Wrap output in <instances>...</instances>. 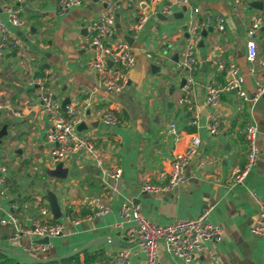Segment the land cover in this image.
I'll return each mask as SVG.
<instances>
[{
	"label": "crops",
	"instance_id": "0c3cea01",
	"mask_svg": "<svg viewBox=\"0 0 264 264\" xmlns=\"http://www.w3.org/2000/svg\"><path fill=\"white\" fill-rule=\"evenodd\" d=\"M7 1L27 22L15 29L0 11L8 30L17 33L26 63L16 51L0 57V101L5 104L0 127L6 123L8 131L0 145L10 136L16 143L6 153L0 147V165L12 162L10 168L7 166V195H0V218L13 213L23 226H30L38 215L40 201L49 205L50 192L60 206L59 219L69 208L77 215L81 210L90 211L78 215L82 217L79 223L67 224L73 228L70 235L50 236L48 249L37 256L63 255L105 235L110 242L90 246L77 254V261L71 264H107L122 248L128 250L130 264H146L140 242L129 241L124 235L127 224L120 216V206L130 201L139 203L144 216L159 224L209 211L208 219L220 226L222 237L208 241L191 264H264V234L257 236L251 232L258 214L253 193L264 200V95L253 101L225 91L217 107L205 103L206 84L222 86L229 78L218 63H236L243 75L244 90L248 95L254 93L255 81L246 59V31L251 16L264 10V0H190L188 6L175 5L170 14L161 13L160 5H152L148 0H133L131 8L117 12L119 27L115 24L114 33L107 38L108 44L128 39L136 52L137 61L119 92L100 87L96 70L89 66L93 56L90 25L104 9L101 0H83L81 6L65 11L59 9L58 0ZM252 1H261V8L252 6ZM192 7H199L200 12L192 13ZM140 9L148 13V20L138 33H132L129 27ZM205 12L223 17L224 31L212 25L199 26ZM255 40L254 66L261 77L264 27L257 31ZM187 41L195 45L198 59L189 90L181 85L186 74L175 68ZM147 53L153 54V58ZM46 81V87L60 103L66 97H81L92 103L85 110L87 127L83 131L96 140L106 166L121 168L116 181L104 176L83 151L71 154L62 164L67 169L66 177L51 175L57 163L49 154L51 145L45 136L50 126L40 103L41 84ZM107 111L115 113L118 123L104 124L100 120V115ZM213 111L221 120L218 135L207 130ZM249 121L257 126L260 153L244 183H235L234 174L245 161L243 131ZM172 123L176 125V134L169 131ZM194 137L200 139V144L185 166L183 182L168 193L144 191L141 185L146 179L165 182L173 156L191 146ZM19 154H24L23 161L16 157ZM27 167L32 173L26 172ZM161 172L165 176L161 177ZM109 186L116 190L111 198L105 194ZM98 204L107 205L109 212L97 215ZM13 230L11 224H0V245L23 250L32 241L41 243L42 238L32 235L10 241ZM159 253L160 264H177L162 246ZM18 260L28 259L19 255Z\"/></svg>",
	"mask_w": 264,
	"mask_h": 264
},
{
	"label": "built area",
	"instance_id": "2783aa9c",
	"mask_svg": "<svg viewBox=\"0 0 264 264\" xmlns=\"http://www.w3.org/2000/svg\"><path fill=\"white\" fill-rule=\"evenodd\" d=\"M152 5H160V12L170 14L175 5L188 6L190 0H148ZM104 5L103 11L94 19L90 25L91 37L89 46L93 49V56L89 61V66L94 68L98 74L100 87L107 91L119 92L128 82V71L134 66L135 55L131 45L126 41L107 43V38L112 36L115 29V15L118 9H129L133 0H101ZM83 0H58L61 11L73 7H79ZM0 11L6 15L7 22L15 29L26 26L27 22L19 15L16 9L7 0H0ZM199 7H192V13H199ZM148 20V13L140 9L136 21L129 27L132 33H138ZM212 25L218 31H224V18L205 12L200 20L199 26ZM264 27V10L254 13L251 16L250 24L246 31V59L248 69L255 81V91L248 95L243 88V75L238 65L234 62L218 63V66L229 74V78L222 86L209 82L205 86V103L210 107H217L221 95L225 91H234L243 99L257 100L264 95V76H257L254 62L257 55V43L255 35L257 31ZM22 44L15 31H9L6 22L0 17V57L8 51H16L21 61L26 63L22 50ZM153 58V54L147 53ZM111 61L109 65L107 62ZM198 59L195 54V45L187 41L175 61V68L185 76V87L189 90L193 83L192 71L197 68ZM42 94L40 103L42 110L46 113L50 127L46 132V141L51 145L49 154L56 163L64 164L67 158L76 152H86L95 163L101 168L102 174L115 181L121 176V168H109L98 150L96 140L89 133H84V129L77 127L84 122L85 110L91 106L90 101H85L81 97L71 99L66 105L65 111L61 109V103L56 100L44 83L41 84ZM191 108V107H190ZM5 109V105L0 101V112ZM100 120L104 124H116L118 118L112 111H107L100 115ZM194 123V121H193ZM207 130L211 135L221 133V120L217 112L210 113ZM170 133L176 134V125L172 123L169 128ZM257 126L254 122H247L244 127L245 141V161L234 174L235 183H244L249 172L254 167L260 153L257 143ZM200 139L194 137L192 144L184 151L176 153L171 162L170 168L163 183H155L150 179L142 182V189L149 193H168L184 180V169L192 157L197 153ZM160 176H165L163 172ZM7 182V167L0 165V195L4 194L5 183ZM115 187L109 186L106 189V196L113 197ZM258 203V214L251 232L254 235L264 234V200L253 193ZM96 203V201L94 200ZM96 214L102 215L109 212L107 205L98 204ZM209 211L204 210L199 215L187 218H175L165 224H159L144 216L139 203L130 201L122 202L120 206V216L126 227L124 235L129 241L137 240L145 254L146 264H160L158 251L159 246L171 255L177 264H191L194 257L205 249L208 241H219L222 237V229L218 224L212 223L208 219ZM52 213L47 201H40L38 204V215L33 219L30 226H23L18 217L11 213L6 218H0L1 225L11 224L14 227L9 237L10 241H18L24 235H32L36 238L45 236L70 235L73 228L68 226L79 223L81 216L63 215L62 219L56 222L51 221ZM121 226V224H118ZM48 249V244L32 241L25 245L23 251L38 255ZM107 264H130L129 252L127 249H120L114 256L107 260Z\"/></svg>",
	"mask_w": 264,
	"mask_h": 264
},
{
	"label": "water",
	"instance_id": "95a60500",
	"mask_svg": "<svg viewBox=\"0 0 264 264\" xmlns=\"http://www.w3.org/2000/svg\"><path fill=\"white\" fill-rule=\"evenodd\" d=\"M252 6L254 7H257V8H261L262 6V2L261 1H252L250 3ZM119 12H122L123 11V8L120 7L118 9ZM157 16H161L159 13L157 14ZM180 16V15H179ZM163 18H165L163 16ZM115 22H116V27H119V23H118V15H115ZM184 28H186V26H184ZM189 36L188 33L185 34V37L187 38ZM126 42L130 45V43L128 42V39H126ZM199 46H202V42L199 43ZM177 55H175V60H176V57ZM109 65L112 64L111 61H108L107 62ZM185 78H183L181 80V85L185 84ZM71 100L70 97H66L65 99H63V101L61 102V109L65 111L66 107L65 105ZM47 126H50V123L48 122L47 123ZM87 125L82 122L78 125V129L81 130L83 128H86ZM8 131H7V124L4 123L1 125L0 127V143L2 142V139L7 135ZM42 148V146L40 147ZM51 175L54 176V177H58V178H64L66 177L67 175V169L65 167H62V163H57L55 168L51 171ZM48 202H49V207H50V210H51V213H52V218L53 219H59L62 215L61 213V210H60V206L58 204V201L56 199V196L54 193L50 192L48 193ZM110 242V240L108 239L107 236H99V237H96L94 239H92L91 241L85 243L84 245L80 246L79 248L71 251V252H68L66 254H63V255H59V256H55V257H50V258H42V257H39L37 255H34V254H31V253H28L26 251H23V250H20V249H17V248H14V247H9V246H3V245H0V250L1 251H4V252H8V253H13V254H17V255H20L22 257H25L26 259L30 260V261H34V262H38V263H48V262H54V261H60V260H64L66 258H70V257H73L77 254H79L80 252L86 250L87 248H89L90 246L96 244V243H99V242ZM41 243H48L49 242V237L48 236H45L41 239L40 241Z\"/></svg>",
	"mask_w": 264,
	"mask_h": 264
},
{
	"label": "trees",
	"instance_id": "16d2710c",
	"mask_svg": "<svg viewBox=\"0 0 264 264\" xmlns=\"http://www.w3.org/2000/svg\"><path fill=\"white\" fill-rule=\"evenodd\" d=\"M44 85L48 86L49 83L46 81L44 83ZM14 200H15V198H14ZM14 200H11V201H14ZM88 213H90V211L88 209H85V210H81L78 215L84 216ZM65 214L71 215V216H78L77 214L73 213L72 208L67 209ZM51 221L56 222V221H58V219H51ZM18 257H19V255H17V254L8 253V252H4V251L0 250V264H71L72 262H75L78 259V255H75L73 257L66 258V259L60 260V261H54V262H48V263H38V262L30 261V260L22 262V261L18 260ZM89 260H90V258H86V261H89Z\"/></svg>",
	"mask_w": 264,
	"mask_h": 264
},
{
	"label": "rangeland",
	"instance_id": "374dc122",
	"mask_svg": "<svg viewBox=\"0 0 264 264\" xmlns=\"http://www.w3.org/2000/svg\"><path fill=\"white\" fill-rule=\"evenodd\" d=\"M117 31H120V29H118ZM132 51H133V53L136 55V52H135V50H133L132 49ZM137 61V59L135 60V62ZM5 105V104H4ZM3 111H1L0 113H2ZM0 117H1V115H0ZM3 122V121H2ZM11 137V136H10ZM8 137L7 138V140L5 141V143L3 144V145H0V147L1 148H3L2 149V151L4 152L5 151V153H6V151L8 150V148H11V147H13L16 143L15 142H13L12 140V138L13 137ZM15 151V149L14 148H12L11 149V153H12V156L14 157V154H13V152ZM16 157H18V158H20V160H22L23 161V159H24V154H19V155H16ZM4 158H6V156L4 157ZM3 164H5V166L7 167H9L10 168V166L12 165V162H10V161H5ZM26 172L29 174V173H32V171H31V169H30V167H27L26 168ZM7 184H8V182H6L5 183V188L7 187ZM3 195H7V193H4ZM161 254L159 253V251H158V256L161 258V256H160Z\"/></svg>",
	"mask_w": 264,
	"mask_h": 264
}]
</instances>
